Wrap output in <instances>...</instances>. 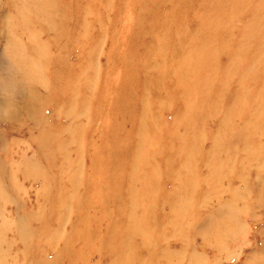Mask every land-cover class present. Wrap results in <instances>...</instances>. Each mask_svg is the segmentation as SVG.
Instances as JSON below:
<instances>
[{
  "label": "rangeland",
  "instance_id": "obj_1",
  "mask_svg": "<svg viewBox=\"0 0 264 264\" xmlns=\"http://www.w3.org/2000/svg\"><path fill=\"white\" fill-rule=\"evenodd\" d=\"M160 1L148 6L153 20L141 21L137 0H0V209L9 224L37 213L29 219L30 250L15 231H0L7 251L0 264H264V196L256 199L264 192V0ZM175 5L185 18L169 21ZM83 6L87 17L76 10ZM147 33L161 78L154 97L174 101L166 112L140 109L142 125L125 117L140 128L129 157L140 164L128 168L130 176L148 179L125 183L127 170L120 181L97 149L124 119L115 100L119 60L132 46L140 52L139 35ZM37 53L42 64L44 55L50 61L34 72L21 59ZM75 67L84 71L74 76ZM36 85L53 91L35 96ZM91 171L102 172L100 184L110 182L120 213L115 202L105 200L106 215L94 205L100 184ZM70 176L80 179L78 207L60 199L52 215ZM45 185L51 196L38 210ZM233 200L241 211L229 225ZM217 222L227 230L214 239L208 225Z\"/></svg>",
  "mask_w": 264,
  "mask_h": 264
},
{
  "label": "bare ground",
  "instance_id": "obj_2",
  "mask_svg": "<svg viewBox=\"0 0 264 264\" xmlns=\"http://www.w3.org/2000/svg\"><path fill=\"white\" fill-rule=\"evenodd\" d=\"M226 1L227 0H222V4L223 5L226 4ZM158 2L161 3L162 1L158 0ZM136 4H139V6H140L139 13L141 14V16H140L141 18H139V19L141 21L142 20H144V21L153 20L152 15L149 14L150 12L148 10V6H152L151 0H137ZM209 7H211V5ZM137 8H139V7H137ZM169 9L172 12V15H166L165 16V17L169 18L168 19L169 21H177L176 16H173L177 13L179 14L178 20H182L185 18L184 7H180L179 5H175ZM76 10H77L78 14L82 15V17H87L86 6L81 7L80 10H78L76 8ZM12 23L13 24H12L11 29L13 30V28L15 27V24H14V22H12ZM82 28H85V27L83 26ZM17 30H19V29H17ZM79 30L80 29H75V31H77L76 35H78V37H80V35L83 34V33L79 34V32H82L81 30L80 31ZM139 36H140V38H139L138 44H137L138 47H136V48L140 49L142 52L141 51L136 52V50L134 49V46H132L131 49L129 50V53L126 54L124 56V58L119 60V63L117 65L124 72L123 73L124 75L121 77V79L119 80V82L116 86L117 95L115 94V100L118 103V97L117 96H119L121 98V101L118 103V109L121 112L123 110L124 119H121V121H122L121 125L119 123H116V122L113 123L114 126L112 124V130L111 131L109 130V133L103 137V142L101 143V145L97 149L99 151L100 157L102 156V158L105 159V161H106V163L104 164V168H111L112 173H115L114 170H116L117 175H119L118 179L121 178L120 181H122L124 178V174L121 172L123 171V169L127 170L129 175L127 177L128 180L125 179V183H128V182L132 183V181H134V180L142 181L144 183H146L148 181L146 175L143 173L138 178H136V177L131 178V176H130L131 174L129 173V170H128L129 167L135 168V165L140 164V163H137V164L133 163L130 165V161H129L130 160V158H129L130 154L133 152V150L135 148V147H133L135 145L133 142L136 140L135 137H139L138 133L140 132L139 131L140 128L135 127L136 126L135 118L137 117V119L138 118L142 119L139 121V125H142L144 122L143 121L144 119L142 118V111L140 109L146 107V108H149V110H150L152 107H156L159 110H164L166 112L165 109H168V108H166V107H168L166 105H168V103L171 100L174 101L173 96L170 95L171 98L166 97V102L164 104L156 102L157 100L154 97V94L156 93L158 86H159V83L161 82V78H159L157 76V73L155 72V70L152 71V69L154 67L153 56L155 55L154 53H156V50L153 52L152 51L148 52L149 49L144 44L146 41L151 39L150 34L147 33L145 35L142 34ZM10 40H12V38ZM140 40H142V41H140ZM19 42H22V41L19 40ZM165 42L166 41H164V39H163L162 43H165ZM67 52H69V51H67ZM38 55H39V53L35 54V56H34V54L33 55L32 54L26 55L25 58L21 59L22 65L23 64L28 65V63L33 62L36 66V69H37V70L35 69L34 72L43 71V69H44L43 64L44 63L46 64L47 61H50V59L44 55V60H43V64H42V56L43 55L41 56V60H40ZM35 60H40V61L36 62ZM74 62H76V61H74ZM76 63H75V65H76ZM30 69H32V67ZM73 69L74 70L72 72L74 73V76H76V73H82L84 71V69H82V67H77V68L75 67ZM52 71H53L55 76L57 75L58 79H62L63 75L65 74V70H63L62 67L59 66V64H56ZM177 72H178V70H177ZM177 72H176V74H177ZM71 74L72 73H70V75ZM38 75L39 74L37 73L36 76H38ZM74 76H72V79ZM46 79H45V81H46ZM47 81H48V79H47ZM65 81H67V82H65L66 84L72 83L71 79H67ZM37 87H40V89L38 91L36 90V92H34L35 96H37L39 94L43 95L46 92H47L46 94H48L49 91H53L52 85L50 86V88L42 87L41 85H39V86L36 85V88ZM204 89H205V86L203 88V92H204ZM72 90L73 89H70L71 92H72ZM60 91H62V90H59V92ZM76 92H78L77 89L75 91V94L78 96V94ZM203 92L198 94V97H202ZM85 93L86 92L82 91V94H83L82 98L85 97L84 96ZM254 99H257V100L260 99L261 100V95L258 94L257 97ZM9 105L11 107L13 105V103L10 102ZM116 105H115V108H116ZM135 108L137 110H134ZM84 110H85V108L83 107L79 112L82 113ZM35 111H36V109L34 110V112ZM114 111H115V109H114ZM114 111H113V113H114ZM73 113L75 114L76 112L74 111ZM130 113H132L131 114L132 117L135 115V118L126 119L125 117L127 115H129ZM147 114L148 113H145V115H147ZM67 117L70 118V116H68V115H67ZM130 121L132 122L133 127H131V130L128 128L129 129L128 130V129H126V124L128 122L130 123ZM147 121H148V119H147ZM72 132H73V135L75 137H80V134L77 130L76 131L72 130ZM1 136H3L2 130H0V137ZM145 136L146 137L149 136V133ZM44 146H46L48 148V146H50V140L48 142H42V146L39 145V147L41 149ZM256 152L257 151H254V153H256ZM156 156H158V155H156ZM254 157L257 158L258 156L255 154ZM261 163H264V160L261 161ZM227 167H230V166H227ZM243 167L244 168H252L250 166H248V167L243 166ZM153 168H154V170H152L151 173H153L152 176L155 177L158 174V170L155 166ZM91 172H92V176L94 177L95 181L98 184H100L101 181L97 178H100L102 176L101 175L102 172L101 173H99V171H97V172L91 171ZM79 181H80V179L77 178V181H76L74 179V177L70 176L68 183L62 185L63 187H62L61 191L58 192L57 198L55 200V205L53 206V209L51 211L52 215L56 211L61 210L62 206L58 203V201L60 199L66 201V202H69L71 200V201H73V203L71 204V207H72V205H74V209H76L78 207L79 195H80L79 193L80 192H78L77 189H78V185L80 183ZM109 185H110V182H106V183L100 184L98 186L97 191L93 194V197L96 198L97 200L99 199V202H96L94 205L98 208L99 211L102 212V210L104 209L105 200L107 202H115L116 209H117L118 213H120V210H122L120 205L121 206H123V205L121 203V200L120 201L117 200V198H116L117 193L110 195V193L106 191V188H108ZM49 189H50V186L45 185V187H43L41 189V192H39V197L44 202L39 204L38 210L41 209V205L43 206L45 204V201H47V198L51 196V192H49ZM66 189H69L70 191H67ZM124 192H125V189L121 190L122 195H124ZM66 193L68 195L64 197V195ZM130 193L134 194V191L131 189ZM0 195H3V194L1 193ZM238 195H240V193H238ZM140 196H141V194H140ZM263 196H264V192H261L260 195L258 196V198H256V199L260 198V201H261L263 199ZM4 202H5V200H4ZM63 205H64V207L66 206L65 202H63ZM82 207H83V205H82ZM66 209H68V208L66 207ZM240 209H241V206H240L239 200H237L236 202L233 200V202L231 203L230 210L227 211V212H229V220H228V223H226V224H229V225L235 224V221L239 220V213L241 211ZM1 210L2 209H0V231H2L1 233H3L5 235L6 233H8V232H6L8 229L15 231V233H17V235H19V237L21 238L22 242H24L27 245L26 249L30 250L31 246L33 245L34 232H36V231L32 230L30 223H29V219H30V217L32 219L37 217L36 211L31 212L32 214L31 213L26 214V215L20 214L19 219H17V221L15 223L11 221V223L9 224V223H7V220L2 217ZM103 211H104V214L106 215L107 212H105V209ZM220 212H221V210H220ZM85 216L88 217V214L86 212L84 214V217L80 220L81 224H86V222H84V220L87 219ZM58 221H62V217L60 219H58ZM113 222L114 221L112 220V223L110 225L112 228H115L113 225ZM208 227L211 230V235L214 239L222 236L223 233L227 230V228H224V226H221L218 222L216 224H210V225H208ZM85 230H89V229L86 228ZM199 231H202V228H200ZM3 234H0V256L1 255L5 256V254L7 252V251H4V248H3V244H4L3 243L4 242L3 241V239H4ZM32 247H34V245ZM49 248H52V246H50ZM221 254H223V252ZM56 260H57V258H56ZM56 260H54L53 262L56 263L57 262ZM71 260L74 261L73 258ZM46 264H50V263L46 261ZM252 264H254V262H252Z\"/></svg>",
  "mask_w": 264,
  "mask_h": 264
}]
</instances>
